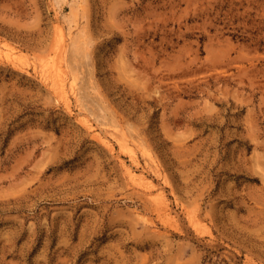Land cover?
Listing matches in <instances>:
<instances>
[{"label": "rangeland", "instance_id": "rangeland-1", "mask_svg": "<svg viewBox=\"0 0 264 264\" xmlns=\"http://www.w3.org/2000/svg\"><path fill=\"white\" fill-rule=\"evenodd\" d=\"M0 264H264V0H0Z\"/></svg>", "mask_w": 264, "mask_h": 264}, {"label": "bare ground", "instance_id": "bare-ground-1", "mask_svg": "<svg viewBox=\"0 0 264 264\" xmlns=\"http://www.w3.org/2000/svg\"><path fill=\"white\" fill-rule=\"evenodd\" d=\"M58 21H57V23H56V25H55V27H56V32L58 31L59 33L58 34H60L61 35V37L62 36H64V32H65V26L63 25V23H62V21L58 18L57 19ZM63 39V38H62ZM53 52V51H52ZM65 52V51H64ZM64 56V55H63ZM63 56H62V58H63ZM51 57V56H50ZM17 60V59H16ZM60 60H62V59H60ZM63 61H64V58H63ZM63 61H59L57 64H56V66H55V73L58 75V77L60 78V80H61V82H60V87H59V89L61 90V88H62V91H60V95H64V97L67 99L66 100V103L68 104L69 103V97H68V93H67V90H66V88H65V79L67 78V76L65 75V72H66V70H64V66H63ZM52 67V66H51ZM54 67V66H53ZM53 70V69H52ZM55 73H53L52 72V74L54 75ZM63 97V98H64ZM65 100V99H64ZM128 173H129V175H130V177H131V179H133V180H136L137 179V175H136V173L134 172V170L131 168V167H129L128 166ZM139 173V172H138ZM147 178V177H146ZM148 187V186H147ZM159 189V188H158ZM160 204V203H159ZM158 204V205H159ZM162 204H163V202H162ZM164 207V206H163ZM164 210V212L163 213H165V214H170V212L168 211V208H164L163 209Z\"/></svg>", "mask_w": 264, "mask_h": 264}]
</instances>
